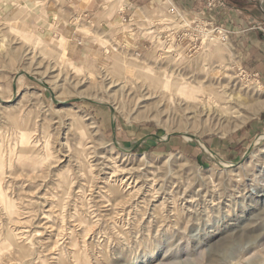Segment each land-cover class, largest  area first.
Wrapping results in <instances>:
<instances>
[{
    "label": "rangeland",
    "instance_id": "1",
    "mask_svg": "<svg viewBox=\"0 0 264 264\" xmlns=\"http://www.w3.org/2000/svg\"><path fill=\"white\" fill-rule=\"evenodd\" d=\"M120 31L80 59L0 13V264H264L259 74L231 35L176 51Z\"/></svg>",
    "mask_w": 264,
    "mask_h": 264
},
{
    "label": "crops",
    "instance_id": "2",
    "mask_svg": "<svg viewBox=\"0 0 264 264\" xmlns=\"http://www.w3.org/2000/svg\"><path fill=\"white\" fill-rule=\"evenodd\" d=\"M112 1L0 0V13L19 21L27 30L57 38L73 52V57L82 59L97 48L108 31L115 28L121 31L113 42L135 49L146 47V41L138 39L131 26L121 20L120 9L124 6L127 16L132 14L137 19H146L160 14L166 4H170V0H123L118 8L111 5ZM174 1L191 15L198 14L203 6L202 0ZM229 4L231 7L217 18L211 9L207 10L205 17L224 21L229 15L227 21H233L228 25L231 41L236 42L241 60L247 62L248 59L250 71L258 73L264 85V0H241L240 4L232 1Z\"/></svg>",
    "mask_w": 264,
    "mask_h": 264
},
{
    "label": "built area",
    "instance_id": "3",
    "mask_svg": "<svg viewBox=\"0 0 264 264\" xmlns=\"http://www.w3.org/2000/svg\"><path fill=\"white\" fill-rule=\"evenodd\" d=\"M202 2L203 6L196 15H191L176 5L174 0H170V4H166V9L160 14L146 19H137L132 14L127 16L124 6L119 12L122 14L121 20L131 26V31L136 33L138 39L149 41L153 45L163 41L165 46H173L177 51L184 43L188 48L193 49L199 40L203 43L210 35L211 40L228 41L231 33L223 22L215 24L209 21L217 20L207 19L205 16L207 10L211 9L217 18L230 6L226 0H202ZM225 20L227 21L226 18Z\"/></svg>",
    "mask_w": 264,
    "mask_h": 264
},
{
    "label": "bare ground",
    "instance_id": "4",
    "mask_svg": "<svg viewBox=\"0 0 264 264\" xmlns=\"http://www.w3.org/2000/svg\"><path fill=\"white\" fill-rule=\"evenodd\" d=\"M39 40V39H38ZM53 43V42H52ZM56 44V43H55ZM58 46V45H57ZM52 49H55V48H52ZM33 50V49H32ZM31 50V51H32ZM222 50V49H221ZM36 52V51H35ZM28 53V52H27ZM26 53V54H27ZM120 56V55H119ZM120 59L121 60H119L118 62H119V64H121V65H123V63L124 64H126V61H125V58H123V56L121 57L120 56ZM117 62V63H118ZM128 62V61H127ZM137 62V61H136ZM122 68V67H121ZM125 68H127V67H125ZM125 68H124V70H125ZM129 69H131V71L133 72V69H134V72L136 73V74H138V75H141V74H145V75H148L149 74V76H151L152 77V84L154 85V83H160V84H163V85H165V82H166V77H165V71L164 72H151V71H148L147 69H145L144 67H133V66H130L129 65V67H128ZM151 68V67H150ZM103 69V70H102ZM102 69H101V71L102 72H104L107 76L110 74V73H116V72H118V71H116V69L115 68H113V67H108V66H105L104 65V67H103V65H102ZM148 69H149V67H148ZM70 71V70H69ZM71 71H73V70H71ZM76 72H78V70H75ZM74 71V72H75ZM122 71H123V69H122ZM156 71V70H155ZM159 71V70H158ZM119 72L121 73V71L119 70ZM124 72V71H123ZM68 73H71V72H68ZM73 73V72H72ZM101 73V72H100ZM125 73H126V71H125ZM60 74H61V72H60ZM63 74H64V72H63ZM117 74V73H116ZM116 74H115V76H116ZM62 75V74H61ZM67 75V74H66ZM65 74H64V76H66ZM122 75V74H121ZM126 75V74H125ZM132 75V74H131ZM69 76V75H68ZM111 76V75H110ZM109 76V77H110ZM118 76V75H117ZM171 76H173V75H171ZM56 77H57V75H56ZM73 77V76H72ZM102 76H100V78H101ZM108 77V78H109ZM121 77V76H120ZM124 77V76H123ZM127 77V76H126ZM134 77V76H133ZM143 77V76H142ZM141 77V78H142ZM59 80L61 79V78H59V76L57 77ZM65 78V77H64ZM105 79H106V77H104ZM116 78V77H115ZM125 78V77H124ZM177 78V77H176ZM104 79V80H105ZM113 79V78H112ZM117 79V78H116ZM126 79V78H125ZM127 79H129V78H127ZM143 79H144V77H143ZM148 79V78H147ZM63 80V79H62ZM65 80V79H64ZM102 80V79H101ZM108 80V79H107ZM111 80V79H110ZM57 81V80H56ZM116 81V80H115ZM114 81V82H115ZM176 80H174V77L173 78H171V85H175V82ZM58 82V81H57ZM84 82V81H83ZM109 82V81H108ZM107 82V83H108ZM112 82H113V80H112ZM111 82V83H112ZM113 82V83H114ZM151 82V81H150ZM116 83V82H115ZM119 83V82H118ZM57 84H59V83H57ZM114 85V84H113ZM116 85H118V84H116ZM140 85V84H139ZM147 85H149V84H147ZM201 85V84H200ZM62 86V85H61ZM64 86V85H63ZM112 86V85H111ZM124 86V85H123ZM142 86V85H141ZM196 86V85H195ZM59 87H60V84H59ZM147 87V86H146ZM63 88V87H62ZM107 88H109V87H107ZM59 89V88H58ZM61 89V88H60ZM63 89H66V88H63ZM144 89V88H143ZM189 89L190 90H188L189 91V93L191 94V95H193V92H195V88H190L189 87ZM62 90V89H61ZM109 89H107V91H108ZM125 90V89H124ZM201 90V89H200ZM83 91L84 90H82V91H80V93H83ZM61 92H63V91H61ZM65 93L66 92H68V93H71V92H73L71 89H67L66 91H64ZM145 92V91H144ZM210 93V92H209ZM122 94V93H121ZM143 95V94H142ZM158 95V94H157ZM161 96V95H160ZM122 97V96H121ZM148 97V96H147ZM183 97V96H182ZM143 98V97H142ZM188 98V97H187ZM208 101V100H207ZM214 102H215V100H214ZM213 102V103H214ZM185 103V102H184ZM197 103V102H196ZM195 103V104H196ZM246 103V102H245ZM225 104V103H224ZM208 105V104H207ZM215 105V104H214ZM220 105V104H219ZM246 105V104H245ZM262 105V104H261ZM205 106V105H204ZM222 106V105H221ZM225 106V105H224ZM191 107V106H190ZM216 107V106H215ZM218 107V106H217ZM223 107V106H222ZM230 107V106H229ZM183 108V107H182ZM191 109V108H190ZM208 111V110H207ZM209 112V111H208ZM222 112V111H221ZM250 112V111H249ZM254 114V113H253ZM208 117V116H207ZM209 118V117H208ZM91 119V118H90ZM193 120V119H192ZM239 121H241V120H238L235 124H234V126H238L239 125ZM96 123V122H95ZM193 125V124H192ZM233 125V124H232ZM95 126V125H94ZM116 169V168H115ZM115 171V170H114ZM115 173V172H114ZM3 174V173H2ZM1 174V175H2ZM3 177V176H2ZM0 187H2L1 185H0ZM0 200H1V202L4 204V206H6V208L11 212V211H13V209H14V206L10 203V202H8V200H7V198L4 196V194L0 191ZM5 208V209H6ZM0 211H1V209H0ZM3 211V210H2ZM2 211H1V213H2ZM6 211V210H5ZM7 212V211H6ZM6 212H5V214H6ZM8 216V215H7ZM8 218V217H7ZM15 218V217H14ZM13 218V219H14ZM12 219V220H13ZM10 221V220H9ZM14 222V221H13ZM42 225V224H41ZM14 240H15V238H14ZM7 241V240H6ZM16 241V240H15ZM16 246H17V244H16ZM1 245H0V249H1Z\"/></svg>",
    "mask_w": 264,
    "mask_h": 264
},
{
    "label": "trees",
    "instance_id": "5",
    "mask_svg": "<svg viewBox=\"0 0 264 264\" xmlns=\"http://www.w3.org/2000/svg\"><path fill=\"white\" fill-rule=\"evenodd\" d=\"M232 1H234L235 3H241V0H232Z\"/></svg>",
    "mask_w": 264,
    "mask_h": 264
}]
</instances>
